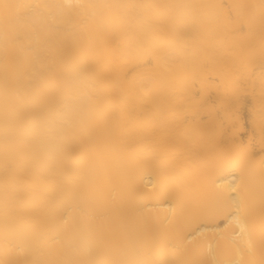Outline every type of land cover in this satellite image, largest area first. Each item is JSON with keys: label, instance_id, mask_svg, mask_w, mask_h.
I'll use <instances>...</instances> for the list:
<instances>
[{"label": "bare ground", "instance_id": "obj_1", "mask_svg": "<svg viewBox=\"0 0 264 264\" xmlns=\"http://www.w3.org/2000/svg\"><path fill=\"white\" fill-rule=\"evenodd\" d=\"M0 264H264V0H0Z\"/></svg>", "mask_w": 264, "mask_h": 264}]
</instances>
